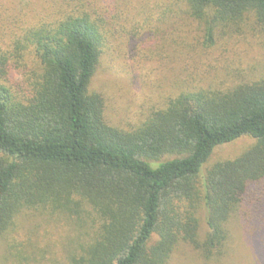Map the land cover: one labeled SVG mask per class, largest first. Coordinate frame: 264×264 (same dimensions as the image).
Here are the masks:
<instances>
[{
	"label": "trees",
	"instance_id": "16d2710c",
	"mask_svg": "<svg viewBox=\"0 0 264 264\" xmlns=\"http://www.w3.org/2000/svg\"><path fill=\"white\" fill-rule=\"evenodd\" d=\"M141 2L194 33L187 54L242 29L264 35V0ZM38 5L12 50L0 46V238L23 209L64 208L96 225L79 232L87 240L65 264H170L180 247L197 264H264V74L237 73L228 86L185 81L123 130L88 91L107 40L102 8ZM28 49L37 68L13 89L10 66ZM241 138L252 144L206 168L217 147Z\"/></svg>",
	"mask_w": 264,
	"mask_h": 264
},
{
	"label": "rangeland",
	"instance_id": "374dc122",
	"mask_svg": "<svg viewBox=\"0 0 264 264\" xmlns=\"http://www.w3.org/2000/svg\"><path fill=\"white\" fill-rule=\"evenodd\" d=\"M92 1L104 12L107 40L88 91L102 97L104 116L111 126L123 130L138 126L152 108L161 107L166 96L177 92L185 81L228 86L237 73L247 72L250 78L264 74L263 34L242 29L241 33L215 40L206 50L196 47L187 54L184 42L191 41L194 33H185L188 30L180 27L182 23L174 24L153 7L145 8L141 0ZM38 3L0 0V46L6 52L12 50L11 39L19 36L21 27L38 21ZM20 54L19 65H11L8 74V85L13 89L26 88L27 74L37 68L31 49ZM251 144L252 140L241 138L217 147L206 168L237 157ZM94 226L64 208L61 212L23 209L0 238V264H65L74 244L87 240L85 235L79 237V232L91 234ZM195 260L189 248L180 247L170 264H195Z\"/></svg>",
	"mask_w": 264,
	"mask_h": 264
}]
</instances>
